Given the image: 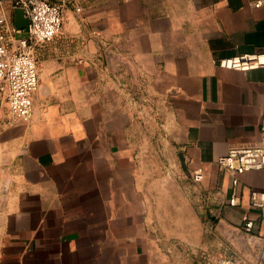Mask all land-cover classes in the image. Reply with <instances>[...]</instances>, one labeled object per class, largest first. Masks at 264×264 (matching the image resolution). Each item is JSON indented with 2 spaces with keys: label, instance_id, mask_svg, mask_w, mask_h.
<instances>
[{
  "label": "crops",
  "instance_id": "1",
  "mask_svg": "<svg viewBox=\"0 0 264 264\" xmlns=\"http://www.w3.org/2000/svg\"><path fill=\"white\" fill-rule=\"evenodd\" d=\"M15 1L0 0L7 44L25 33ZM256 1L67 3L60 33L35 47L31 119L0 115V264L250 263L230 249V228L256 241L252 260L264 257V207L249 203L251 191L264 192V169L233 186L216 165L261 138L264 69L216 64L263 50ZM167 165L176 180H165ZM196 185L216 206L214 248L191 205ZM166 201L176 227L162 213Z\"/></svg>",
  "mask_w": 264,
  "mask_h": 264
},
{
  "label": "built area",
  "instance_id": "2",
  "mask_svg": "<svg viewBox=\"0 0 264 264\" xmlns=\"http://www.w3.org/2000/svg\"><path fill=\"white\" fill-rule=\"evenodd\" d=\"M78 0H16L15 6L22 9L28 20L25 32L28 38H17L7 44L4 33L0 32V96L6 106L9 122H27L33 113L32 94L38 88V69L35 47L45 45L54 40L60 33L64 11L68 2ZM256 7L264 5V0H257ZM75 10H83L75 6ZM5 21L0 16V25ZM19 32V31H18ZM219 67L248 71L254 68L264 69V48L255 54H243L220 59ZM260 142L251 146L229 148L225 156L216 160L219 170L232 178V185L238 184V177L249 171L264 169V119L260 124ZM195 182L203 179V172L197 170L192 176ZM249 203L253 208L264 207V192L251 191ZM230 205L236 204V196L229 200ZM243 231L249 234L253 226L252 220L243 217ZM261 259V258H260ZM215 264H252L234 257H218Z\"/></svg>",
  "mask_w": 264,
  "mask_h": 264
},
{
  "label": "rangeland",
  "instance_id": "3",
  "mask_svg": "<svg viewBox=\"0 0 264 264\" xmlns=\"http://www.w3.org/2000/svg\"><path fill=\"white\" fill-rule=\"evenodd\" d=\"M0 115L3 116V117H7V113H6V106L3 105V106H0ZM167 170L164 174V177H165V180H170L172 181L173 178L175 177V180L177 179L176 178V173H172L171 170H168V165L165 167ZM190 178H188L186 175H185V171H184V168L181 167V174H180V180H181V183H182V186H183V191L182 192H185L186 196L188 197V182ZM196 201L194 203H192V199H191V205L196 209V214H197V217H198V220L200 219V222L202 224V226L207 230V238L210 240V247L214 248V247H217V244H216V240H217V237H219V227H218V218L217 216H215L216 214V206L215 205H211L209 203H207L206 201H204V193H200V189L199 187L196 185ZM172 195V194H171ZM192 196V194H191ZM162 213H165L166 216H168L170 218V223L172 224V220H176V211L174 210V206L172 204H170V206H167V201H166V206H165V211L162 212ZM211 215L213 216L212 218ZM182 223V226H183V221H181ZM174 225V227H176V224H172ZM235 235L234 234H230V249L231 247L233 248L234 245L231 243V240L233 239ZM210 237V238H209ZM246 240V239H245ZM247 241V240H246ZM247 255L249 256V258H251V255L253 253H251L252 251L251 250H248L247 251ZM247 260V259H245ZM248 261V260H247Z\"/></svg>",
  "mask_w": 264,
  "mask_h": 264
},
{
  "label": "water",
  "instance_id": "4",
  "mask_svg": "<svg viewBox=\"0 0 264 264\" xmlns=\"http://www.w3.org/2000/svg\"><path fill=\"white\" fill-rule=\"evenodd\" d=\"M15 16H16V21H17V31H22L23 29L26 30L27 29V25H28V20L24 17L23 15V11L20 8H17V11L15 12ZM22 19H24V21H22ZM23 36L19 37V38H28L27 33L23 32L21 33ZM219 227V226H218ZM220 230V227H219ZM229 240H230V234H234L235 236L233 237V239L231 240V243L240 250V252L243 254V256L249 260L250 263L252 264H264V257H261V259H257V260H252L251 258H249V256L247 255V251H248V245L251 246L253 245L256 241L253 239H249L248 241L245 240V238L243 237V232L242 230H234L232 228H230L229 231ZM248 242V243H247Z\"/></svg>",
  "mask_w": 264,
  "mask_h": 264
}]
</instances>
